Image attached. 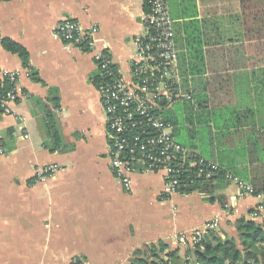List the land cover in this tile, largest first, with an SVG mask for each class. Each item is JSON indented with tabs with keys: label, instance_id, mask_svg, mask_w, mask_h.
Returning a JSON list of instances; mask_svg holds the SVG:
<instances>
[{
	"label": "crops",
	"instance_id": "0c3cea01",
	"mask_svg": "<svg viewBox=\"0 0 264 264\" xmlns=\"http://www.w3.org/2000/svg\"><path fill=\"white\" fill-rule=\"evenodd\" d=\"M168 4L191 99L161 115L178 119L164 118L177 143L249 184L241 174L251 177L258 163L250 159L263 154L256 144L264 133V0ZM146 13L145 0H0V69L17 72L21 88L11 112L0 113V264H128L160 241L184 256L176 240L183 233L217 220L213 232L224 239L236 235L240 218L264 222L259 199L238 197L234 180L213 195L165 200L162 173H135L127 192L112 170L97 64L55 30L65 19L97 26V48L130 81ZM4 39L26 50V63ZM49 166L57 173L36 181Z\"/></svg>",
	"mask_w": 264,
	"mask_h": 264
},
{
	"label": "built area",
	"instance_id": "2783aa9c",
	"mask_svg": "<svg viewBox=\"0 0 264 264\" xmlns=\"http://www.w3.org/2000/svg\"><path fill=\"white\" fill-rule=\"evenodd\" d=\"M149 7L143 18L146 33L137 40V51L130 65L129 81L116 68L111 56L97 48V26L85 27L73 19L63 20L55 30L65 44L85 48L93 55L100 77L98 87L105 111L110 139V164L125 191L132 189L135 173H162L165 200L179 194L180 177L191 168H198L196 178L212 177L220 167L208 162L190 149L177 143L172 127L161 112L171 105L190 100L178 71V51L175 42L174 21L168 0H145ZM17 72L0 69V113L9 114L21 95ZM29 138L25 135V139ZM5 153L0 133V155ZM57 166L39 168L35 179L45 181L55 175ZM238 197L255 196L264 207V195H255L252 185L234 179ZM256 218V213L253 215ZM217 220L183 233L177 242L186 247L197 244L216 228ZM70 264H88L74 258Z\"/></svg>",
	"mask_w": 264,
	"mask_h": 264
},
{
	"label": "trees",
	"instance_id": "16d2710c",
	"mask_svg": "<svg viewBox=\"0 0 264 264\" xmlns=\"http://www.w3.org/2000/svg\"><path fill=\"white\" fill-rule=\"evenodd\" d=\"M9 1V0H1ZM147 12L149 7L147 6ZM3 46L8 51L19 54L27 62L28 54L25 49L15 42L4 39ZM99 72V71H98ZM104 80L99 76L93 77V83L98 88ZM166 121L176 125L178 119L172 114H166ZM165 121V122H166ZM264 133L261 145L256 147L259 156L251 158V163H258V167L250 174H241L255 190V195H264ZM185 147V146H184ZM187 148V147H186ZM258 148V149H259ZM208 161V160H207ZM210 162V161H208ZM220 167V166H219ZM198 168H191L184 176L180 177L181 188L179 194L187 195L194 192L213 195L222 183H229V173L220 169L212 177L196 178ZM214 199L211 198V201ZM182 247L171 249V247L160 241L144 246L136 250L128 264H173L178 260H183L185 264H264V222L250 220L245 217L236 222V235L221 238L216 232H211L199 243L191 244L184 248V256L181 255Z\"/></svg>",
	"mask_w": 264,
	"mask_h": 264
},
{
	"label": "water",
	"instance_id": "95a60500",
	"mask_svg": "<svg viewBox=\"0 0 264 264\" xmlns=\"http://www.w3.org/2000/svg\"><path fill=\"white\" fill-rule=\"evenodd\" d=\"M173 264H185V262L183 260H178V261L174 262Z\"/></svg>",
	"mask_w": 264,
	"mask_h": 264
}]
</instances>
